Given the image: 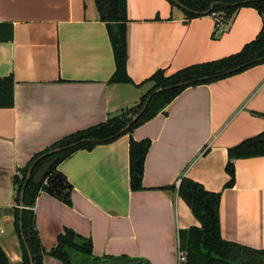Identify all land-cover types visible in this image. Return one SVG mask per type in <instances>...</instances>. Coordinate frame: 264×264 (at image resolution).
Segmentation results:
<instances>
[{"label":"crops","instance_id":"obj_1","mask_svg":"<svg viewBox=\"0 0 264 264\" xmlns=\"http://www.w3.org/2000/svg\"><path fill=\"white\" fill-rule=\"evenodd\" d=\"M126 72L115 71L107 26L94 0H0V78H13V106L0 108V246L21 262L12 208L13 176L56 140L135 105L158 69L172 73L239 51L262 26L240 7L216 30L210 15L187 18L167 0H126ZM151 119L115 140L78 149L57 169L71 184L66 204L45 191L33 205L42 247L64 228L92 243L95 256L177 264L180 232L199 221L178 195L182 177L220 192L225 240L264 249V155L233 160L228 148L264 131V61L185 87ZM149 140L139 190L130 187L129 139ZM43 264H63L44 255Z\"/></svg>","mask_w":264,"mask_h":264},{"label":"trees","instance_id":"obj_2","mask_svg":"<svg viewBox=\"0 0 264 264\" xmlns=\"http://www.w3.org/2000/svg\"><path fill=\"white\" fill-rule=\"evenodd\" d=\"M171 5L180 7L187 18L203 15V12H215L221 17L224 24H228L235 12L243 6L256 9L262 19V26L257 36L243 45L232 54L215 60L194 63L180 68L172 73L163 69L155 71L148 80L152 87L143 94L139 101L122 111L119 115L108 118L96 125L72 132L36 153L25 166L18 169L13 176V221L18 233L21 246V262L30 264L27 249L30 251L33 264H43L44 255L59 259L63 264H150L144 259L118 257H97L92 252V243L70 228H64L57 236L56 243L45 250L39 240L35 227L33 205L39 192L45 191L66 204L71 202V184L57 169V165L78 149H90L99 144L109 143L119 136L129 133L151 119L159 112H165L166 105L189 85L208 83L234 73L240 72L255 64L264 61V0H167ZM99 19L105 22L109 38L113 47L115 71L111 82L133 83L126 72L127 62V31L126 0H94ZM203 78V79H200ZM200 79V80H199ZM195 80V81H192ZM186 81L187 84L176 85ZM176 85L161 92L154 93L156 89ZM150 98L147 100L148 96ZM13 78L11 75L0 78V108L13 106ZM146 103V104H145ZM144 106V111L125 132L119 131ZM81 139L86 142L76 143ZM72 143H76L71 147ZM149 140L129 139V174L130 187L133 190L142 188L141 181L144 160L149 148ZM66 147L56 153L41 156L53 149ZM228 161L225 170L229 176L224 187H231L234 183L233 160L264 155V131L247 138L228 148ZM54 160L51 167L44 174L39 183H33L31 177L45 162ZM31 169V177L24 187L22 209L21 191L26 176ZM178 195L185 201L191 212L199 221L198 227H190L180 232V247L186 254L184 264H264V249L252 248L236 242L225 240L221 236L219 220L220 192L206 190L200 183L182 177L177 186ZM0 264H10L5 252L0 246Z\"/></svg>","mask_w":264,"mask_h":264},{"label":"water","instance_id":"obj_3","mask_svg":"<svg viewBox=\"0 0 264 264\" xmlns=\"http://www.w3.org/2000/svg\"><path fill=\"white\" fill-rule=\"evenodd\" d=\"M176 2V0H174ZM177 3V2H176ZM179 4V3H177ZM180 5V4H179ZM182 6V5H180ZM183 7V6H182ZM213 7V4H211V6L209 7L208 10H206L205 12H203V15L205 14H208V12L211 10V8ZM200 79H203V78H200ZM199 79V80H200ZM192 81H195V80H192ZM192 81H186V82H183V83H179V84H176V85H182V84H187V83H190ZM176 85H171V86H166V87H162V88H158L156 89L154 92H152V94L154 93H158V92H161L162 90L164 89H168V88H171L173 86H176ZM151 95L148 96L147 100L150 98ZM146 104V103H145ZM144 111V106L140 109V111L135 114L134 116H132L131 120L119 131L118 135L119 134H122L123 132H125L127 130V128L135 121L137 120L140 115L142 114V112ZM86 141H89V139H81L79 140L78 142L76 143H80V142H86ZM76 143H72L70 144L69 146H66V147H71L73 145H75ZM66 147H62V148H57V149H53V150H49L47 152H45L42 156V157H45L47 155H51L53 153H56ZM54 160H50V161H47L45 163H43L36 171L35 173L33 174V176L31 177V169L29 170L27 176H26V179H25V182L23 184V188H22V191H21V195H20V198H21V202H20V205H19V208L22 209L24 207V204H23V193H24V187L27 183V181L30 179L31 177V181L33 183H39L41 181V179L43 178L44 174L47 172V170L51 167V165L53 164ZM28 251V255H29V258H30V264H33L32 262V259H31V254H30V251L27 249ZM20 263V262H19ZM17 263V264H19Z\"/></svg>","mask_w":264,"mask_h":264},{"label":"built area","instance_id":"obj_4","mask_svg":"<svg viewBox=\"0 0 264 264\" xmlns=\"http://www.w3.org/2000/svg\"><path fill=\"white\" fill-rule=\"evenodd\" d=\"M210 16L214 20L215 29L220 30V28L223 24V20L221 19V17H219V15L215 12H212L210 14ZM0 232H2L1 229H0ZM185 259H186V254H185L184 250L181 249L180 244H178V247H177V264H184Z\"/></svg>","mask_w":264,"mask_h":264},{"label":"rangeland","instance_id":"obj_5","mask_svg":"<svg viewBox=\"0 0 264 264\" xmlns=\"http://www.w3.org/2000/svg\"><path fill=\"white\" fill-rule=\"evenodd\" d=\"M153 84V83H152Z\"/></svg>","mask_w":264,"mask_h":264}]
</instances>
